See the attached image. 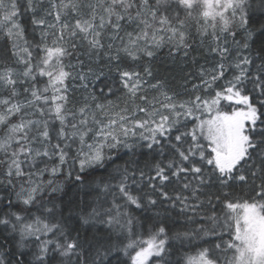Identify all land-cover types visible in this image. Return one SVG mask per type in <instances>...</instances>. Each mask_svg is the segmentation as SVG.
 Returning a JSON list of instances; mask_svg holds the SVG:
<instances>
[{"label": "snow or ice", "instance_id": "1", "mask_svg": "<svg viewBox=\"0 0 264 264\" xmlns=\"http://www.w3.org/2000/svg\"><path fill=\"white\" fill-rule=\"evenodd\" d=\"M0 40V264H264V0H0Z\"/></svg>", "mask_w": 264, "mask_h": 264}, {"label": "trees", "instance_id": "2", "mask_svg": "<svg viewBox=\"0 0 264 264\" xmlns=\"http://www.w3.org/2000/svg\"><path fill=\"white\" fill-rule=\"evenodd\" d=\"M7 2V0H6ZM27 23V20H25ZM195 34V29H193V35ZM31 38V37H29ZM191 43V41H189ZM4 44L3 40H0V47ZM79 51H83V49H79ZM201 50L197 47H194L192 50V55L187 59L182 58V55H178L175 58L169 55L168 46L165 45L161 49L157 51L156 56L150 61H147V57H144L143 60L139 63V70L143 72V68L145 67V62L148 63V66L151 67L152 76L146 77L149 84L156 83L157 81L164 82L167 90L169 92L176 91L181 94V97L186 96L183 92L181 85L183 84L184 78L187 73H191L192 77H197L198 69L200 64H205V66H210L212 61L210 57H204L200 54ZM193 57H195L196 62H193ZM79 59L84 61L83 71L87 72L88 66L90 65L94 71L97 73H102L101 79L93 83L92 80L89 81V90L95 89L97 92L100 90L99 86L104 82L113 83L114 80L117 79V75L114 71L110 70L107 66H105L104 62L101 61L99 64L89 61L85 56L81 55ZM76 56L69 57L65 62L66 63H76ZM0 67H3V64L0 63ZM79 84V81H71L69 80V86L72 84ZM119 88L118 84H113V92L114 94L108 95V98L120 104V107H124L123 99H119L118 97H122L123 90ZM105 93L107 94V89H105ZM74 98L79 101L83 99L84 90L76 88L73 90ZM146 94L149 99L153 96L157 95L158 92L156 89L148 88ZM65 192L67 196H71L74 192V186L71 183H66ZM185 253L188 255H195L196 249L193 248H184L180 249L179 252L174 253L173 259H178L180 256H183Z\"/></svg>", "mask_w": 264, "mask_h": 264}]
</instances>
